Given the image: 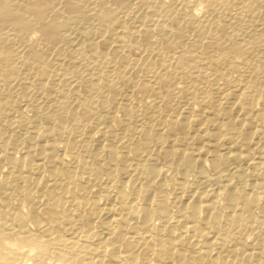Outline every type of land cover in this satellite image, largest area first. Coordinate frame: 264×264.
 Listing matches in <instances>:
<instances>
[{
    "label": "bare ground",
    "instance_id": "6f19581e",
    "mask_svg": "<svg viewBox=\"0 0 264 264\" xmlns=\"http://www.w3.org/2000/svg\"><path fill=\"white\" fill-rule=\"evenodd\" d=\"M0 167V264H264V0H0Z\"/></svg>",
    "mask_w": 264,
    "mask_h": 264
},
{
    "label": "rangeland",
    "instance_id": "374dc122",
    "mask_svg": "<svg viewBox=\"0 0 264 264\" xmlns=\"http://www.w3.org/2000/svg\"><path fill=\"white\" fill-rule=\"evenodd\" d=\"M24 152L21 150V149H18L17 151V156L20 157ZM47 170L49 171V169L47 168ZM2 175V169L0 167V177ZM122 178V177H121ZM35 192L37 194H40L41 191H42V184L41 183H38L35 185V188H34ZM95 199V195L94 194H91L88 198L89 201H93ZM0 200H4V198L2 196H0ZM9 207L11 209H15L16 210V204L15 202L13 201H9ZM2 217L1 213H0V218ZM48 225L51 229H54L56 230V220H52V221H49L48 222ZM58 231L62 233L63 229L58 227ZM55 252V249H50L49 251L46 252L45 254V257H47L46 259H49L48 262H52L53 261V258H54V255L53 253ZM41 256H39V253L38 252H35V253H32L31 255H24L22 261L26 264H33L34 261H37L38 258H40ZM20 261V260H18Z\"/></svg>",
    "mask_w": 264,
    "mask_h": 264
}]
</instances>
